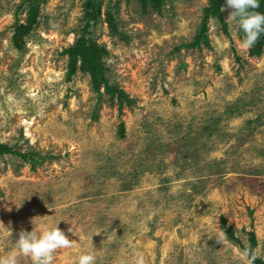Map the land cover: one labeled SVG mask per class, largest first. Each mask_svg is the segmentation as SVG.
<instances>
[{"label":"rangeland","instance_id":"1","mask_svg":"<svg viewBox=\"0 0 264 264\" xmlns=\"http://www.w3.org/2000/svg\"><path fill=\"white\" fill-rule=\"evenodd\" d=\"M27 1L0 0V143L26 155L0 156V256L21 228L59 222L77 243L51 264L81 251L95 264H134L137 252L144 264H249L222 226L244 247L253 232L264 262V45L250 55L225 7V26L207 21L208 46L184 48L208 0H162L158 11L96 0L90 38L107 51L104 76L134 101L118 112L87 74L66 80L62 52L87 0H39L19 51Z\"/></svg>","mask_w":264,"mask_h":264},{"label":"trees","instance_id":"2","mask_svg":"<svg viewBox=\"0 0 264 264\" xmlns=\"http://www.w3.org/2000/svg\"><path fill=\"white\" fill-rule=\"evenodd\" d=\"M143 8L148 3L153 5V8L158 11L162 0H140ZM38 4L39 0L27 1V17L25 24H20L15 27L12 35V44L14 47L21 51L24 47V38L30 34L34 26L37 23L38 18ZM224 4V0H208L207 6L203 9V17L201 20L198 33L195 35L192 43L184 45V48H200L201 45L208 46V38L206 32L208 30L207 21L209 19H218L219 22L225 26L222 18L221 6ZM258 8L255 11L264 13V0L258 1ZM21 8V5L20 7ZM86 12L82 18L83 27L81 29V35L75 41V43L65 49L62 54L67 57V69L66 80L69 81L75 74L76 70L85 73L89 76L93 90L99 95V90L103 87L104 93L109 97L110 102L116 101L118 106V112L121 111L123 105H132L134 101L128 97V95L116 86H111L105 76V66L103 63V57L107 54V51L100 47L96 41L90 38V28L93 27L100 18V10L98 8L96 0H87L85 4ZM105 21L107 25L115 30L113 15L107 12ZM264 45V32H262L255 43L250 47V55L259 56ZM124 134V126L120 124L118 127V136L122 138ZM3 155H17L22 159H26L25 154L18 153L13 148L6 144L0 143V156ZM221 224H225L223 218L220 219ZM224 232L229 236L230 240L237 243L242 251L247 253V258L252 264H264V262L253 255L251 249L256 247L257 241L253 232L246 234L248 245L244 247L241 242L234 237L230 230L222 226Z\"/></svg>","mask_w":264,"mask_h":264},{"label":"clouds","instance_id":"3","mask_svg":"<svg viewBox=\"0 0 264 264\" xmlns=\"http://www.w3.org/2000/svg\"><path fill=\"white\" fill-rule=\"evenodd\" d=\"M258 6V0H224L221 6V11L225 7L231 9L227 21L233 22L243 32L242 47H251L264 32V13L255 11ZM58 223L44 224L38 231L33 227L31 231L21 228L11 250L0 256V264H17L20 255L30 257L33 264H51L57 249H70L77 243L66 236ZM72 259L74 264H95L96 257L92 252L81 251ZM133 261L134 264H144L143 254L137 252Z\"/></svg>","mask_w":264,"mask_h":264}]
</instances>
